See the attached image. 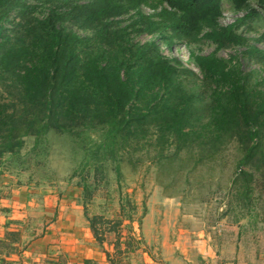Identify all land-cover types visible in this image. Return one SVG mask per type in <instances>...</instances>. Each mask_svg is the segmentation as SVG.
<instances>
[{
	"label": "trees",
	"instance_id": "16d2710c",
	"mask_svg": "<svg viewBox=\"0 0 264 264\" xmlns=\"http://www.w3.org/2000/svg\"><path fill=\"white\" fill-rule=\"evenodd\" d=\"M60 1L66 10L52 11L43 21L30 20L28 25L17 24L5 31L2 23L9 22L7 18L14 9L30 14L35 7L23 0H0V164L4 155L17 154L24 137L42 141L50 132L68 133L77 137L85 150L86 140H90L86 132L97 129L102 133L97 150L104 151L106 160L114 159L117 150L134 142L132 131L144 124L135 108V103L140 102L150 105L153 115L167 114L174 123L168 129L177 137H202L199 145L213 150L212 155L221 151V145L232 140L238 143L241 158L228 189L233 197L229 207L236 213L233 223L248 216L255 205V177H264V93L257 87L263 83L252 81V76L242 77L233 59L224 60L214 54L192 55L208 83L205 84L219 87L223 83L227 89L213 95L211 104L217 108L200 128L207 129V133L195 129L186 132L195 114L192 103L196 97L173 82L182 76L196 79L197 74L180 68L176 59L169 63L156 43H132L113 25L136 12L135 23L142 26L136 29L137 34L154 35L168 28L171 35L160 38L171 48L174 39L195 40L207 30L204 38L221 50L248 42L235 28L253 19L264 20L260 12L264 0L258 1L260 11L249 6L251 0ZM223 4L235 12H248L235 23L219 27ZM142 7L154 14L143 15L139 12ZM65 24L91 31L92 36H81L66 29ZM249 49L264 61L259 48ZM161 85L165 87L161 96L146 91ZM80 127L83 136L78 134ZM120 207L123 213L124 206ZM88 221L101 246L104 232L97 230L98 217H89ZM114 226H120V221ZM117 234L118 231L115 235L119 240Z\"/></svg>",
	"mask_w": 264,
	"mask_h": 264
},
{
	"label": "rangeland",
	"instance_id": "374dc122",
	"mask_svg": "<svg viewBox=\"0 0 264 264\" xmlns=\"http://www.w3.org/2000/svg\"><path fill=\"white\" fill-rule=\"evenodd\" d=\"M23 1L35 7L34 12L29 14L23 9H14L7 18L9 22L2 23L5 31H11L17 24L28 25L30 20L43 21L52 11L60 12L66 7L60 0ZM258 1L251 0L249 6L260 11ZM139 12L146 16L154 14L146 7L140 8ZM247 12H235L228 4H223L218 26L231 25ZM260 12L264 17V9ZM137 17L136 12H130L118 19L113 28L119 29L132 43L141 46L156 43L169 63L176 59L181 63L180 68L191 69L198 76L196 79L177 77L173 82L196 97L192 103L194 117L184 131L195 129L206 134L208 130L200 128L210 120L211 111L217 108L216 104H211L213 95L227 89L223 83L219 87L207 85L192 55L214 54L224 60L233 59V65L242 77L252 76V81L263 83L257 87L264 93V61L258 60L249 49L257 47L264 55V20L253 19L238 24L235 32L248 39L245 45L216 50V46L204 38L207 30L195 40L174 39L170 48L160 38V35H171L168 28L154 35L137 34L136 29L142 27L135 23ZM153 21L157 22L158 18L154 17ZM64 27L81 36H92L91 31H80L69 24ZM254 85L252 82L251 87ZM155 87L147 89V93L164 94L163 85ZM135 108L144 124L132 131L134 142L126 149L117 150L114 159L106 160L104 151L97 150L96 145L102 137L100 129L86 132L90 140H86L85 150L77 137L50 132L42 141L24 137V144L17 154L4 155L0 164L1 180L27 189L29 199L33 198L38 205L32 211L34 217L40 213V205L44 204L46 197H55L78 202L85 208L86 215L98 217L100 234L104 232L113 237L116 231H139L137 237L126 241L129 246L127 252L121 253L125 254L122 262H128L130 254L141 246L153 251L157 245L154 242L156 236L152 232L145 235L143 231H197L203 232L204 238H210L208 243L216 246L217 261L264 264V177L259 174L255 177V184L258 181L259 187L256 184L252 195L255 205L248 216L233 223L236 213L229 207L233 197L228 189L241 158L238 143L232 140L221 145V151L212 155L213 150L209 147L204 150L205 147L199 145L202 137L187 140L170 131L168 127L174 123L167 114L153 115L150 105L140 102L135 103ZM82 131L80 127V136L85 134ZM117 221L120 226L115 227ZM35 224L37 221L34 223L36 227ZM28 231L34 230L30 227Z\"/></svg>",
	"mask_w": 264,
	"mask_h": 264
},
{
	"label": "crops",
	"instance_id": "0c3cea01",
	"mask_svg": "<svg viewBox=\"0 0 264 264\" xmlns=\"http://www.w3.org/2000/svg\"><path fill=\"white\" fill-rule=\"evenodd\" d=\"M1 177L0 264H252L215 260L218 249L197 231H143L156 236L153 251L141 246L130 254L128 262H122L126 241L137 237L139 231H118L119 240L115 234H104L99 246L82 204L46 197L34 217L32 211L38 205L29 199L27 189ZM30 227L34 231H28Z\"/></svg>",
	"mask_w": 264,
	"mask_h": 264
}]
</instances>
